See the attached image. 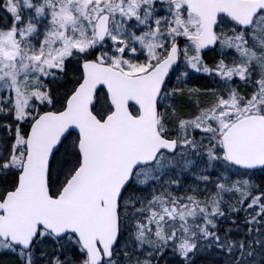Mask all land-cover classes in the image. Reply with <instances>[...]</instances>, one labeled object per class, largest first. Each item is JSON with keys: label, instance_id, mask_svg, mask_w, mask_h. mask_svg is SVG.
<instances>
[{"label": "snow or ice", "instance_id": "6c2138e0", "mask_svg": "<svg viewBox=\"0 0 264 264\" xmlns=\"http://www.w3.org/2000/svg\"><path fill=\"white\" fill-rule=\"evenodd\" d=\"M0 264H264V0H0Z\"/></svg>", "mask_w": 264, "mask_h": 264}]
</instances>
